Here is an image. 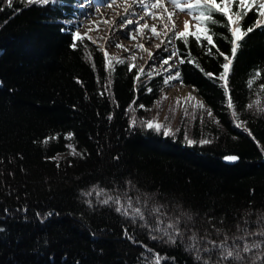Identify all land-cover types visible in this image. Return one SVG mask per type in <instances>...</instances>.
I'll use <instances>...</instances> for the list:
<instances>
[{"label":"trees","instance_id":"16d2710c","mask_svg":"<svg viewBox=\"0 0 264 264\" xmlns=\"http://www.w3.org/2000/svg\"><path fill=\"white\" fill-rule=\"evenodd\" d=\"M78 1L0 0V264H151L154 254L161 264H264L260 253L240 250L241 261L222 256L237 251L229 243L243 232L264 227V26L241 41L227 90L216 48L174 40L186 61L177 64L179 80L196 89L215 119L193 127L197 143L189 145L182 131L165 136L133 124L130 109L151 106L163 77L137 81L128 62L109 71L88 39L70 46ZM216 19L223 23L214 26V42L230 55L226 19ZM257 19L250 11L241 27ZM229 155L239 159L227 162ZM40 171L51 175L41 179ZM117 193L148 207L101 202ZM131 209L143 218L131 220ZM163 213L185 219L191 233L181 230L167 243L161 230L173 221ZM193 235L200 260L190 248Z\"/></svg>","mask_w":264,"mask_h":264},{"label":"snow or ice","instance_id":"6c2138e0","mask_svg":"<svg viewBox=\"0 0 264 264\" xmlns=\"http://www.w3.org/2000/svg\"><path fill=\"white\" fill-rule=\"evenodd\" d=\"M56 0H26L27 5H48L49 3H54ZM116 2V0H112V4H108V7L111 8L112 5ZM13 3V0H8L9 6H11ZM139 4L140 7L144 10V16H141L140 19L144 21V23H140L138 21H134L131 19H128L126 21L127 25H133L135 24V27L129 32L128 37L129 39L133 41H137V38L140 39H151V37L155 36L158 37L161 35L160 31H158V27L162 28L164 30L163 34L167 37L168 33L171 32L172 36L168 38V43H171V39H180L185 44H188V38H193L198 44L203 43L204 41L207 42V45L211 46V48H216V51L219 53L220 56L223 57L224 63L222 64L223 71L220 73L218 79L223 82V87L225 90L228 89V79L231 72L232 64L237 56L238 50L241 45V41H243L244 37H246L249 33L253 32L256 27L264 26V0H151V2H146V0H131L130 3L126 0V7L124 9V14L127 16L131 13L132 6ZM168 5H171L172 10L170 11L168 8ZM155 9H162L163 12H157L153 11ZM255 10V14L257 15L258 19L256 20L255 24L253 26H249L247 28L241 27V21L248 15L250 11ZM98 11V10H97ZM181 12L185 13L187 16L190 17V20H184L183 21V28L182 30H176L177 24L176 21L173 19L175 12ZM165 14L167 16V21L171 23V27H169V23L165 22ZM218 15L223 16L226 19V24H223V26L227 27L228 31L231 33V48H230V55L225 54L224 52L220 51L219 48L216 46L214 42V37L216 36V33L214 32V26L217 24L223 23L222 21H218L216 17ZM145 16L151 17L152 20H160V25H156L155 23L149 24L147 20H145ZM123 20L124 17H121ZM105 24H108L109 21L107 19L102 21ZM195 22V23H192ZM191 28H194V30H190ZM92 28H89V31H92ZM99 30V23L96 24V29ZM147 33H150L151 35H147ZM84 39L91 40L92 43H96V39L92 36H89L87 33L84 35H81L79 31H76L73 33V43L70 45L72 48H76L77 44L76 41H83ZM103 39V37L101 38ZM165 41H161L160 44L156 45L157 49H160L161 45L164 44ZM117 47L122 48L125 52L131 53L126 58H120V57H111L110 54L106 51L104 48V45L99 44L97 47L99 50H101L104 53L105 57V64L106 67L109 69V71L115 70L116 64H124L126 62H133L129 63V71H132L133 68H136V65L134 61L138 58L135 53H132L131 48L123 45V44H117ZM136 48L145 51L148 53L149 59L155 58V53L151 52L149 49L145 47L143 43H136ZM211 48H209V51L211 52ZM167 50V49H165ZM91 56V54H89ZM174 57H177V53L173 52L168 57L164 58L162 61V64L169 65V61L172 60ZM140 59H143V57H139ZM180 64L185 63L184 58H179ZM195 63L194 60L188 61ZM93 67L95 65L93 64ZM144 67H140L138 69L139 74H144ZM166 71L171 72V66L166 69ZM137 75L135 79L139 81L140 75ZM209 77H212L214 74L212 73H206ZM149 75H151L149 73ZM255 78L261 77V72L254 73ZM180 79V72L179 70H176L174 74L169 75L165 80L164 84L168 85L170 81L172 80H179ZM109 82V87H110ZM182 83V81H181ZM253 81L250 80L248 83V86H252ZM260 89L264 91V84L260 85ZM151 91V89H148ZM167 97H165L166 99ZM189 98L194 99L193 97ZM188 98H185V102H187ZM259 103V102H257ZM176 104H180V99L177 98ZM227 104L229 108H233V100L231 98V95L228 96ZM200 107H204V105L201 103L199 105ZM140 107H143L142 105ZM249 108L253 107L252 104L248 105ZM264 111V109H261ZM208 115L211 116L212 113L209 110ZM233 115L235 116L236 113L233 112ZM136 123L135 118H133V124ZM146 127L148 129H154L155 131H160L162 128V125L155 121H148L146 122ZM165 136L170 135V131L166 130L163 133ZM72 134L69 133L67 139H71ZM54 139V138H53ZM185 139L189 145L197 143V141L189 139L187 136H185ZM49 142V139L46 138L44 140V143L47 144ZM210 141L208 140H201L199 143L207 144ZM239 158L237 156H226L225 160L228 162H235ZM92 193H86V195H91ZM104 194V190L100 189L96 192L97 196H101ZM103 204L107 205L109 202H115L119 204V199L114 198L112 196H108L106 199L101 201ZM129 207H131V204L129 203ZM117 212H121V207L116 208ZM136 215H141L139 209L133 210ZM155 211L159 212V209H156ZM125 215H128L127 211L124 212ZM39 215V214H38ZM51 215V213H49ZM141 218L142 215H141ZM190 219V217H189ZM179 219L177 218L172 223L167 224V226L164 229H157L161 230L164 233V236L167 237V243L175 244L178 237H181L183 235L181 229L179 228ZM168 229H171L172 231L169 232ZM125 234H127V230H125ZM258 235L264 236V231H261L259 233H256ZM153 239H157V237L153 236ZM193 240V243L190 245L191 250H194L196 252V259L200 260V251L201 249L198 246V241L195 235L191 237ZM264 242H254L252 244L245 243L243 245L242 251L247 253L251 251L253 248H260L261 244ZM214 247L216 245L214 244ZM221 248H226V240L222 241L219 245ZM151 251V250H149ZM203 251L207 252L209 249L205 248ZM222 256L224 259L228 258H235L236 261H241L243 257L240 255L239 251H236L234 253L233 250H226L222 253ZM162 257L159 254H154V258L151 262V264H161ZM204 264H208V261H204Z\"/></svg>","mask_w":264,"mask_h":264},{"label":"rangeland","instance_id":"374dc122","mask_svg":"<svg viewBox=\"0 0 264 264\" xmlns=\"http://www.w3.org/2000/svg\"><path fill=\"white\" fill-rule=\"evenodd\" d=\"M24 1L26 2V0ZM127 2L130 3L131 0H127ZM146 2H151V0H146ZM108 4H112V0H79L77 6L80 8V11L79 13H77V17L74 20V23H75L74 32L79 31L81 35H84L85 33H87L89 36H92L93 38H95L97 42L93 44L96 47L99 44L104 45V48L110 54L111 57L126 58L131 54L129 52H125L122 48L117 47L116 46L117 44H123L131 48L132 53H135V55L138 57L134 61L136 68H133L136 71V76L139 74L138 69L141 66L144 67L145 69L144 74H139L140 75L139 81H146L148 79H151L154 76L163 77V83L159 91V96L157 99H154L151 106L149 107L143 106V107H140L139 110H135L134 108L130 109L132 112L133 118H135L136 122L139 121V123H141L143 127L147 128L146 122L155 121L162 125L161 130L163 132L166 130H169L170 134H174L176 131H182L184 132L183 138L187 136L189 139H192V140H193V136L191 134H192L193 127L196 126L198 127V130H199L201 123L202 124L206 123L207 126L209 125L213 126L215 122L213 115L211 116L208 115L209 110L207 109L206 104L204 103L202 97H200V95L194 90V88L191 85L181 83L180 80H172L170 81L168 85L164 84V80L169 75L174 74V72L177 70V64L179 62L178 58L174 57L172 60L169 61V65L162 64V61L164 58L168 57L173 52H175L174 46H173L175 38H172L171 43H168V38L172 36V33L169 32L168 36L166 37L163 34L164 30L158 27V31H160L161 33L160 36L158 37L153 36L151 37V39H140L138 37L137 41H133L129 39L128 34L135 27V24L127 25L126 21L128 19H131L134 21H138L141 24L144 23V21L140 19L141 16H144V10L140 7L139 4H136L132 6L131 13L125 16L124 9L127 6L126 0H116V2L112 5L111 8L108 7ZM168 8L170 11L172 10L171 5H168ZM153 11L163 12L162 9H155ZM121 17H124V19L122 20ZM105 19L109 21L108 24H105L102 22ZM173 19L176 21V24H177L176 30H182L183 21L190 20V17L187 16L185 13L176 11ZM145 20H147L149 24L155 23L158 26L161 23L160 20L154 21L151 19V17H147V16H145ZM165 22L169 23V27H171V23L167 21L166 14H165ZM97 23H99L98 31L95 30ZM192 23H195V22H192ZM89 28H92L93 30L89 31ZM190 30H194V28H191ZM147 35L150 36L151 34L147 33ZM102 37L103 39H101ZM162 40L165 41V43L161 45L160 49H157L156 45L160 44ZM136 43H143L147 49L155 53V58L150 60L147 52L141 51L136 48ZM97 49L99 50L98 47ZM99 51L104 56V53L101 50ZM139 57H143V59H140ZM129 63H133V62H128V66H129ZM170 66H171V72L166 71V69H168ZM149 73L151 75H149ZM189 94H190V97H193L194 99L189 98ZM165 97L167 98L165 99ZM177 98L180 99L179 105L176 104ZM185 98H188L187 102H185ZM201 103L204 105V107L199 106ZM233 112H231L232 116H234ZM236 123L242 126L239 120H236ZM200 134H203V133H200ZM184 141L187 142L186 139ZM35 169L30 174V176H33V177L37 176V172L39 171ZM40 173L42 172L40 171ZM49 175L51 174L48 171H45L41 179H47V177L45 176H49ZM116 196L119 199V204L125 203L129 205L130 203L131 206L134 208L148 207V204H145V203H141V205H138L137 203L138 200L134 201L133 199H129V200L124 199L122 202L121 193H117L115 197H113L114 200L116 199ZM127 207L129 208V206H126V208ZM150 208L153 211L155 209V207L153 206H151ZM156 209H159V207H157ZM127 213H128V210H127ZM130 213L131 214L134 213L132 209L130 210ZM174 213L182 214V211L177 210ZM164 214L165 213H163V216ZM170 214H167V215L165 214L164 217L169 220L172 219V221L177 219L174 216H170ZM129 217L131 220H133V217H138V215L136 216L130 215ZM178 219L181 220L179 224L180 229L183 232L188 231V233L190 234L191 228L189 227L187 221H185V219L182 220L183 218L182 219L178 218ZM259 223L263 225L264 219H261ZM153 231L154 233H158L156 229H153ZM261 231H264V227L257 226L254 229H251V231L248 232L247 234L243 232L245 234L242 233L240 237H237L236 239L231 241L229 245L230 247L234 245L235 246L234 248L237 249V251H240L242 250L243 245L245 243L252 244L254 242H257V243L264 242V236L256 234ZM255 253H260V256L262 255L264 256V243L261 244L260 248H253L251 251L247 252L246 254L249 257H253V255L251 254H255ZM233 261H236L234 257H233Z\"/></svg>","mask_w":264,"mask_h":264},{"label":"bare ground","instance_id":"6f19581e","mask_svg":"<svg viewBox=\"0 0 264 264\" xmlns=\"http://www.w3.org/2000/svg\"><path fill=\"white\" fill-rule=\"evenodd\" d=\"M193 87V86H192ZM194 88V87H193ZM194 90L196 91V89L194 88ZM197 92V91H196Z\"/></svg>","mask_w":264,"mask_h":264},{"label":"water","instance_id":"95a60500","mask_svg":"<svg viewBox=\"0 0 264 264\" xmlns=\"http://www.w3.org/2000/svg\"><path fill=\"white\" fill-rule=\"evenodd\" d=\"M225 160V159H224ZM226 161V160H225ZM228 162V161H227Z\"/></svg>","mask_w":264,"mask_h":264}]
</instances>
